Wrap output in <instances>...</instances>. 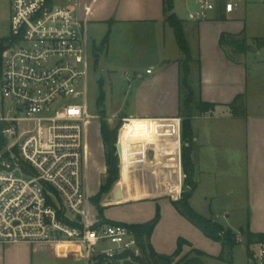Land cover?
Returning <instances> with one entry per match:
<instances>
[{
	"label": "built area",
	"instance_id": "built-area-1",
	"mask_svg": "<svg viewBox=\"0 0 264 264\" xmlns=\"http://www.w3.org/2000/svg\"><path fill=\"white\" fill-rule=\"evenodd\" d=\"M244 1L191 0L187 19L212 20ZM80 9V0H0V243H70L83 264H145L128 224L91 214L90 49ZM236 241L245 243L240 232ZM249 251L251 264H264V242Z\"/></svg>",
	"mask_w": 264,
	"mask_h": 264
},
{
	"label": "crops",
	"instance_id": "crops-1",
	"mask_svg": "<svg viewBox=\"0 0 264 264\" xmlns=\"http://www.w3.org/2000/svg\"><path fill=\"white\" fill-rule=\"evenodd\" d=\"M191 5V0H174V12L185 22L188 41L189 34L195 38L194 44L189 41L196 64L192 72L193 83L199 86L201 81L202 100L215 106L210 111L198 113L191 118L195 132L192 158L196 167L195 179L198 188L190 202L197 212L213 218L235 233L249 228L252 232L264 234V56L260 57L264 54V47H256V51L252 47L247 53L235 55L230 46L221 43L222 35L225 34L246 36L249 44L255 46L254 39L264 35L249 34L242 18V5L231 14L222 13L215 19L202 22L187 19ZM80 7L81 15L86 20L89 47L91 44L96 66L99 63L98 50L95 51V47H98L96 37L104 30L106 34L110 31L108 44H111L115 34H119L120 39H129L135 42L137 49L144 48V52L154 55L145 71L138 62H133L135 115H125L127 120H130L132 134L126 140L121 136L120 140L124 150L133 151L129 160L130 188L120 192L116 184L111 192L104 196L102 204L106 207L105 217L110 221L125 224L145 223L154 218L159 208L161 218L151 236L155 251L159 254H173L177 249L178 240L183 238L191 246L183 247L181 257L196 249L205 253L202 259L206 263V258L217 257L221 253V243L206 236L200 228L179 214L173 204V200L181 197L185 176L182 165V123L179 127V119H184L180 63L183 53L174 29L167 22L165 0H80ZM182 13L184 16H181ZM153 38L162 40L155 50L149 43ZM137 53L140 51L137 50ZM249 60L257 73L251 80ZM153 67L155 69H152ZM148 69H151L150 73L147 72ZM238 96H244L246 99L245 116L232 114L230 105ZM251 105L255 106L256 112H251ZM206 120H216L217 124L238 121L245 126L247 214L244 218L241 217L243 222L238 224L239 229L235 227L230 216L234 210L230 202H215V196L210 192L204 193L202 199L198 195L202 183L198 152L203 150L205 145H211L209 150L217 152V144L220 145L221 142V132H216L212 127L209 128L207 136L200 134V127L204 126ZM224 134L226 132L221 135ZM230 134L228 138H231ZM98 136L103 146L104 179L107 166L100 129ZM142 167L146 171V182L144 186H137L135 174ZM119 168L121 174L120 157ZM206 173H210V170L206 169ZM103 179L96 187L88 182L91 194L98 192L105 180ZM179 186L180 191L177 194ZM125 194L131 195L128 197L130 199L122 200ZM130 204H137L141 214L144 211L147 215L138 219L131 217L129 221L122 220V216L117 215L118 212L114 208H124ZM91 210L94 211V208ZM131 219L133 221H130ZM23 245L25 244H18L16 247ZM70 246L77 250L75 259L79 260L80 249L75 245ZM247 259L249 264L248 253ZM0 264H21L18 258L16 259L11 245L0 243Z\"/></svg>",
	"mask_w": 264,
	"mask_h": 264
},
{
	"label": "rangeland",
	"instance_id": "rangeland-1",
	"mask_svg": "<svg viewBox=\"0 0 264 264\" xmlns=\"http://www.w3.org/2000/svg\"><path fill=\"white\" fill-rule=\"evenodd\" d=\"M241 9L244 12L242 18L244 23H246L249 34L264 35V0H245ZM181 16H184L183 13ZM104 32L105 30L100 32L96 37V46L98 47H95V51L97 52L98 50L99 55V63L97 66L94 64L95 54L92 53V45L90 44L89 47L90 70L87 83V107L92 120L87 127V189L88 182L91 186L96 187L104 177V171L102 169L103 146L100 144L98 136L102 122H105L111 128H115L119 125V135L120 129L123 127L124 123L122 120V113L125 112L129 116L135 115L133 112L135 104V73L133 62H138L145 71L146 68L149 67V64H151V59L154 57V55L144 52V48H142V50H140L141 48L137 49L136 45L134 46L135 42L130 41L129 39L127 40L126 38L124 40L120 39L118 36L119 34H115L111 44H108L109 46L106 45L102 48L101 41L106 34ZM128 32L129 31L127 30L126 34H128ZM188 37L189 41L194 44L195 38L193 35L189 34ZM160 42H162V40L157 38L149 40L150 46L154 50L159 44H161ZM253 48H256V46H253ZM137 50L138 52L140 51V53H137ZM262 56H264V54L260 55V57ZM248 64L249 79L251 80L257 73L252 61L249 60ZM194 67H196V64ZM152 69H155V67ZM195 86L197 85L195 84ZM101 90H103L105 94L104 101L98 100ZM256 111L255 106L251 105V112L254 113ZM184 112L186 114V111ZM211 127L214 128L216 132H221V134L226 132V134H220L221 142L218 140L220 145L217 144V152L209 150L211 145H205L203 150L198 152L199 163L202 169V183L198 195L202 199L204 193L210 192L215 196V202H230L231 205L234 206V210L230 213V216L235 227L239 229L238 224L242 221L241 217L244 218L247 214V195L245 191V126L244 123L238 121L221 122L217 124L216 120H206L204 126L200 127V134L207 136L208 130ZM229 133H231V138H228ZM122 137L126 140L128 135L124 134ZM122 137H120V140ZM150 156L152 157L151 154ZM206 169L210 170V173H206ZM145 173L146 171L143 167L137 170L134 179L137 186H144L146 182ZM106 178L107 173L102 184L105 183ZM116 184L117 182H115L113 187H115ZM99 191L100 189L93 195L88 189L91 204H93V206L94 203L92 199L99 193ZM104 196L101 198V204ZM174 208L179 214H181L175 206ZM114 209L118 212L117 215L122 216L121 219L126 221H129L131 217L138 219L147 215L144 211L141 214L140 208L137 204H130L126 205L124 208L117 207ZM95 211V209L94 211L91 210V214L94 215ZM182 216L185 217L184 215ZM186 219L190 221L188 218ZM221 220L223 221V219ZM130 221L133 220L131 219ZM70 245L72 244L47 242L27 243L19 248L16 247L17 245H11V249H14L16 259L18 258V262L21 264H83L82 261L75 259L77 256V250ZM185 245L191 246L189 242ZM234 256L236 264H248L247 246L244 243L237 245L234 250ZM209 258L210 259L206 258L207 264H227L216 257L211 256ZM249 264H251L250 261Z\"/></svg>",
	"mask_w": 264,
	"mask_h": 264
},
{
	"label": "trees",
	"instance_id": "trees-1",
	"mask_svg": "<svg viewBox=\"0 0 264 264\" xmlns=\"http://www.w3.org/2000/svg\"><path fill=\"white\" fill-rule=\"evenodd\" d=\"M165 12L167 15V22L174 29L175 36L183 58L181 63V98L183 105V116L181 140H182V165L184 171V185L181 197L177 200H173L174 206L179 212L188 218L194 225L200 228L203 233L209 238L218 241L222 245L221 253L216 257L217 259L227 263L235 264L234 249L237 245L241 244L236 241V235L233 230L226 228L224 225L214 220L211 217L204 216L197 212L191 205V198L198 188V182L195 179L196 167L192 158V153L195 147L194 137L195 132L192 125L191 118L196 114H203L214 108V104L208 103L202 100L200 95L201 81L199 86H195L192 79L193 66L195 65V59L193 57L192 49L188 41L185 32V22L180 19L174 12V0H165ZM110 31L106 34L101 42L102 48L109 43ZM221 43L225 46H230L235 55H241L247 53L253 44H249L246 36L238 37L232 35H222ZM254 45L258 48L264 47V37L255 38ZM105 94L101 90L98 100L104 101ZM232 114L234 116L246 115V99L244 96H238L235 101L230 105ZM186 111V114L185 112ZM185 114V115H184ZM118 126L111 128L105 122H102L100 127L101 136L105 148V161L107 166V178L104 184L101 185L99 193L93 197L92 201L97 209L98 217L104 222H111L106 219L103 206L100 201L101 198L109 193L113 188L115 182H117L120 192L130 188L128 182L129 175V160L133 156V151L130 149L126 151L123 149L120 143L121 149V174L119 168V157L116 148V142L118 137ZM132 134L131 126L127 119L123 127L120 129L119 142L122 135ZM120 177V178H119ZM180 191V186L177 193ZM129 194H125L122 200L130 199ZM161 218L160 209H157L155 217L145 223L128 224L130 228L135 232L137 238L140 240L143 251L145 264H206L202 257L205 255L200 250L193 249L191 253L181 257L183 247L187 240L180 238L178 240L177 249L173 254H159L155 251L151 244V236L155 230V227L159 223ZM245 240L247 246V253L250 259L249 246L254 243L264 242V234L252 232L249 228L240 232ZM194 253L192 256L191 254ZM179 258V259H178Z\"/></svg>",
	"mask_w": 264,
	"mask_h": 264
},
{
	"label": "water",
	"instance_id": "water-1",
	"mask_svg": "<svg viewBox=\"0 0 264 264\" xmlns=\"http://www.w3.org/2000/svg\"><path fill=\"white\" fill-rule=\"evenodd\" d=\"M253 50H255V51H256V50H257V48H253ZM125 115H126V113H125V112H123V113H122V116H125ZM117 149H118V151H120V144H118V145H117ZM17 174H19V173H17Z\"/></svg>",
	"mask_w": 264,
	"mask_h": 264
},
{
	"label": "bare ground",
	"instance_id": "bare-ground-1",
	"mask_svg": "<svg viewBox=\"0 0 264 264\" xmlns=\"http://www.w3.org/2000/svg\"><path fill=\"white\" fill-rule=\"evenodd\" d=\"M128 122H130V120H128Z\"/></svg>",
	"mask_w": 264,
	"mask_h": 264
}]
</instances>
